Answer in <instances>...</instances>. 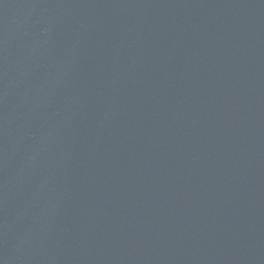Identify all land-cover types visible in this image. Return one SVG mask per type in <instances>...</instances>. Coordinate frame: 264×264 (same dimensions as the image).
Wrapping results in <instances>:
<instances>
[{
  "label": "water",
  "instance_id": "water-1",
  "mask_svg": "<svg viewBox=\"0 0 264 264\" xmlns=\"http://www.w3.org/2000/svg\"><path fill=\"white\" fill-rule=\"evenodd\" d=\"M0 264H264V0H0Z\"/></svg>",
  "mask_w": 264,
  "mask_h": 264
}]
</instances>
